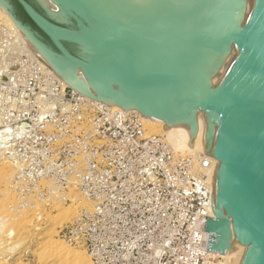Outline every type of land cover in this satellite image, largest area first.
I'll list each match as a JSON object with an SVG mask.
<instances>
[{"label":"water","instance_id":"obj_1","mask_svg":"<svg viewBox=\"0 0 264 264\" xmlns=\"http://www.w3.org/2000/svg\"><path fill=\"white\" fill-rule=\"evenodd\" d=\"M53 1L59 11L0 4L79 92L184 126L191 147L218 158L207 249L246 243L242 264H264V0L247 16L248 0ZM232 42L237 56L215 85Z\"/></svg>","mask_w":264,"mask_h":264},{"label":"rangeland","instance_id":"obj_2","mask_svg":"<svg viewBox=\"0 0 264 264\" xmlns=\"http://www.w3.org/2000/svg\"><path fill=\"white\" fill-rule=\"evenodd\" d=\"M28 47L0 15V264H92L83 248L59 232L81 216L86 228L102 236L104 255L121 250V241L133 238L134 264H142L144 254L159 258L146 264H178L175 257L183 232L171 177L185 163L184 156L174 155L155 170L144 208H130L122 201L99 208L78 186H67L63 177L71 166H56L54 153L68 160L85 154L101 157L97 148L102 139L84 133L86 122L92 125L88 132L98 133L101 121L94 111L82 116L73 105L57 123L72 134L70 147L63 142L54 146V73ZM40 107L46 108L43 115ZM24 121L30 127L16 137ZM46 123L48 133L43 137L39 130ZM153 128L164 133L157 125ZM135 182H127L123 199H141Z\"/></svg>","mask_w":264,"mask_h":264},{"label":"built area","instance_id":"obj_3","mask_svg":"<svg viewBox=\"0 0 264 264\" xmlns=\"http://www.w3.org/2000/svg\"><path fill=\"white\" fill-rule=\"evenodd\" d=\"M73 105L82 116L94 111V116L100 118L98 133L88 132L92 129L88 122L85 123L87 130L84 133L97 134L102 139V144L97 148L101 157L85 154L77 160H68V157L54 153L56 166H71L65 170L69 174H64L65 184L78 186L86 198H91L99 208H110L121 201L130 208H144L149 202L148 182L155 170L161 168L174 155H183L185 163L171 177L175 188L174 206L178 208L176 216L183 232L175 261L178 264H207L210 259L207 249L210 235L205 230V225L207 217L213 216L214 187L209 180L212 158L177 149L171 144L167 134L155 132L154 124L146 121L138 110L123 109L86 96L71 86L64 85L55 73L54 146L63 142L66 147H70L72 134L68 129L58 128L57 123L60 116L68 115ZM45 109L40 107L41 115L46 113ZM29 127L27 121H24L14 134L17 137ZM47 127L48 123L39 130L40 136L45 137L48 133ZM129 180H136L134 190L141 199L122 198V191ZM48 187L47 185L45 188L46 192H49ZM53 191L52 188V194ZM62 197L66 199V196ZM59 232L65 239L76 244L75 246L83 248L90 255L92 264H134L136 241L133 238L122 240L121 250L104 255L102 236L86 228L83 216L61 227ZM167 240L165 238L163 242L166 246ZM154 257V260L159 259L156 255ZM154 260L151 255L144 254L141 262L146 264Z\"/></svg>","mask_w":264,"mask_h":264},{"label":"bare ground","instance_id":"obj_4","mask_svg":"<svg viewBox=\"0 0 264 264\" xmlns=\"http://www.w3.org/2000/svg\"><path fill=\"white\" fill-rule=\"evenodd\" d=\"M39 1L51 11H59L60 10V7L53 0H39ZM253 2H254V0H248V10H247L246 16L249 15V13L251 12ZM0 15L8 22V24L13 29H15V31H17V33L20 35V38H22V40L24 42L26 41V43L30 47V48L29 47L28 48L30 50L32 49L39 56V58H41V61H43V63H45L52 70V72L55 73L62 80L64 85H68V86H71L72 88H74L56 71V69L38 51V49L33 45V43L27 38V36L18 27V25L15 23V21L10 16V14L5 10V7L1 4H0ZM237 53H238V49L235 47L234 42H232L230 51L227 53L226 57L224 58L222 64L218 68V70L212 76H210V81H212L215 85H217L222 80V78L225 76L226 72L230 68L231 64L235 60ZM80 73L83 76L86 83L88 84L89 89L91 91H93V95L98 97V93L91 87L89 81L87 80V78L84 75L82 70H79L78 74H80ZM74 89L77 90L76 88H74ZM113 105L120 107V108H123L122 106L117 105V104H113ZM137 108L138 107H132V108L127 109V110H134ZM123 109H126V108H123ZM145 119H146V121L153 123L154 125H157V127H159L160 129H162V131L167 134L168 139L176 146L177 149L182 150V151H186V152H193V153H196L197 155L200 154L201 156L207 155V156L211 157L212 158V165H211L209 180L214 187L216 170L220 164L218 158H216L210 154H207L203 151H200L196 148L191 147L189 144L190 134H189L187 128H185L184 126H173V127H171L166 123L165 120H162V119L149 118V117H145ZM160 129H158V130H160ZM15 164L17 166V163H15ZM73 189H71V190H73ZM212 214H214V210H213ZM231 227H232V232H233L232 237H235L233 223H232ZM247 247L248 246L245 243L244 245H242L241 247H239L238 249H236L235 251H233L229 254H227V253L222 254V253L212 252L209 250L210 259L208 260L207 264H242L244 256H245L246 251H247Z\"/></svg>","mask_w":264,"mask_h":264},{"label":"trees","instance_id":"obj_5","mask_svg":"<svg viewBox=\"0 0 264 264\" xmlns=\"http://www.w3.org/2000/svg\"><path fill=\"white\" fill-rule=\"evenodd\" d=\"M19 7L22 9V11L25 14V16L34 24V22L31 20V18L28 16V14L26 13V11L23 9V7L20 4H19Z\"/></svg>","mask_w":264,"mask_h":264},{"label":"flooded vegetation","instance_id":"obj_6","mask_svg":"<svg viewBox=\"0 0 264 264\" xmlns=\"http://www.w3.org/2000/svg\"><path fill=\"white\" fill-rule=\"evenodd\" d=\"M67 46H68V48H69V45H67ZM70 51H71V52H73V50H72V49H70Z\"/></svg>","mask_w":264,"mask_h":264}]
</instances>
